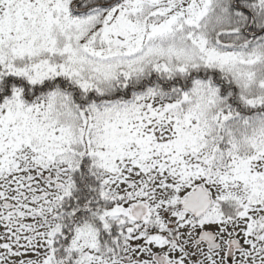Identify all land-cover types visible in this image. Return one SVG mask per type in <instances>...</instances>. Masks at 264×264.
I'll return each mask as SVG.
<instances>
[{
    "label": "snow or ice",
    "instance_id": "6c2138e0",
    "mask_svg": "<svg viewBox=\"0 0 264 264\" xmlns=\"http://www.w3.org/2000/svg\"><path fill=\"white\" fill-rule=\"evenodd\" d=\"M0 264H264V0H0Z\"/></svg>",
    "mask_w": 264,
    "mask_h": 264
}]
</instances>
